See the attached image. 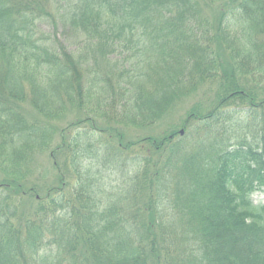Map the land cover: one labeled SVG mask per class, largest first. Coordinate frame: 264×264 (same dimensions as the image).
Listing matches in <instances>:
<instances>
[{"label": "trees", "instance_id": "trees-1", "mask_svg": "<svg viewBox=\"0 0 264 264\" xmlns=\"http://www.w3.org/2000/svg\"><path fill=\"white\" fill-rule=\"evenodd\" d=\"M255 192L264 0H0V264H264Z\"/></svg>", "mask_w": 264, "mask_h": 264}, {"label": "rangeland", "instance_id": "rangeland-1", "mask_svg": "<svg viewBox=\"0 0 264 264\" xmlns=\"http://www.w3.org/2000/svg\"><path fill=\"white\" fill-rule=\"evenodd\" d=\"M211 7H213V6H211ZM218 8H219V5L217 7L214 6V8L210 9V10L208 8H206L205 11L210 12L209 17H211V15H212V17H214V14L217 13V10H219ZM75 36H76L75 34L71 33L69 35V38L73 39L74 41H77V38ZM211 89L212 90L214 89V85L212 83H207L203 87L196 90V92L193 93L192 95L185 97V98H182L180 101H178L174 105L173 109L170 112L171 115H168V117L166 119L161 121V124H160L161 128L155 129V131L160 132L162 129H164L166 126H164L165 124L163 125V123L165 121L166 122L170 121L171 118L174 120V122H176L180 118V116H182L193 103L199 102V100H202V99H209L211 97ZM21 107L23 108L22 110L24 111V113L27 116L36 114L35 111L31 108V106L27 103H24L23 105H21ZM75 115H76V113L71 114L67 120H65L61 123H57V125L59 127L65 125ZM124 131H125L124 141L132 140V138L135 137L137 134L142 135V136L147 135L144 132L137 130V129L127 128V129H124ZM156 132H154V134ZM49 161L50 160L46 154L37 155L35 160H34L33 166H32L31 176L28 177L29 185H32L34 183H38V185L40 187V189H39L40 194L43 193L42 187H44L54 175V172L52 171V169L49 165ZM252 199L256 203L262 202V201H264V196L261 193L255 192L252 195ZM18 201H21V200H18ZM26 204H27L26 206L22 205V204L21 205L23 206V208H29L31 206L30 203H26Z\"/></svg>", "mask_w": 264, "mask_h": 264}, {"label": "water", "instance_id": "water-1", "mask_svg": "<svg viewBox=\"0 0 264 264\" xmlns=\"http://www.w3.org/2000/svg\"><path fill=\"white\" fill-rule=\"evenodd\" d=\"M182 132V131H181Z\"/></svg>", "mask_w": 264, "mask_h": 264}]
</instances>
